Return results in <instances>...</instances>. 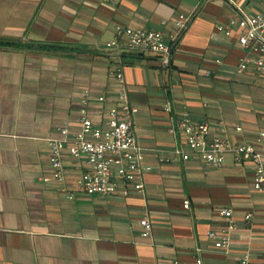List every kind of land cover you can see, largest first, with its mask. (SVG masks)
I'll return each instance as SVG.
<instances>
[{
  "label": "crops",
  "instance_id": "obj_1",
  "mask_svg": "<svg viewBox=\"0 0 264 264\" xmlns=\"http://www.w3.org/2000/svg\"><path fill=\"white\" fill-rule=\"evenodd\" d=\"M241 11L264 12V0H0V264H240L245 253L249 264L264 263V191L254 188V166L232 152L222 165L196 153L166 160L183 145L171 125L185 112L209 122L211 136L264 151V70L240 71L252 56L237 28L230 36L217 29ZM179 14L192 18L169 66L106 47L119 24L168 36ZM118 69L121 81L111 73ZM84 89L93 117L121 89L139 108L134 129L151 166L144 192L69 199L62 187L76 186L85 162L68 152L65 180L52 177L48 139L62 126L80 129ZM223 207L237 224L228 251L208 237L226 227Z\"/></svg>",
  "mask_w": 264,
  "mask_h": 264
},
{
  "label": "built area",
  "instance_id": "obj_2",
  "mask_svg": "<svg viewBox=\"0 0 264 264\" xmlns=\"http://www.w3.org/2000/svg\"><path fill=\"white\" fill-rule=\"evenodd\" d=\"M192 16L179 14L176 18L177 30L166 36L161 30L126 26H117L114 39L106 43L108 48H120L155 55L164 66H169L175 47L185 33ZM237 28L238 41L252 57L243 59L238 66L240 71L253 68L255 71L264 70V12L255 14L241 11L240 18H233L226 23L219 24L217 29L230 36ZM111 73L118 79H123L121 69ZM209 73V72H208ZM91 92L84 89L81 95L80 129L72 131L68 126L59 128L60 136L48 139L50 149V167L52 177L63 182L65 180L66 152L77 160H84L85 169L79 176L73 189L63 185L69 199H75L77 193L86 195L107 196L120 194L128 196L132 192H144V171L151 169L145 164L144 151L138 142L134 129V119L139 108L133 104L125 89H121L116 100L108 106L106 111L96 118L90 115L88 103ZM101 103L107 101L105 94L97 96ZM167 110H171L170 107ZM105 122L107 127H103ZM242 130V126H236ZM175 134L182 136L183 145L177 147L173 156L167 161L180 159L188 161L193 154L202 155L214 165H222L226 154L232 152L238 164L251 163L255 168L254 188L264 191V151L255 147L253 143H231L227 138L211 136L209 122H196L189 113L185 112L176 117L171 125ZM264 138L261 131L258 140ZM185 208H190V199H185ZM220 215L226 220V227L220 232L209 231L208 237L217 239V248L229 250L232 232L237 228L233 209L223 207ZM252 213L246 215L250 220ZM142 235L148 237L153 233V224L146 215L140 221ZM250 255L245 253L240 264H249ZM197 264H203L197 259ZM264 264V263H261Z\"/></svg>",
  "mask_w": 264,
  "mask_h": 264
},
{
  "label": "trees",
  "instance_id": "obj_3",
  "mask_svg": "<svg viewBox=\"0 0 264 264\" xmlns=\"http://www.w3.org/2000/svg\"><path fill=\"white\" fill-rule=\"evenodd\" d=\"M0 43H3V42H1L0 41ZM47 47H49V48H59L60 46L59 45H55V44H49V45H46Z\"/></svg>",
  "mask_w": 264,
  "mask_h": 264
},
{
  "label": "rangeland",
  "instance_id": "obj_4",
  "mask_svg": "<svg viewBox=\"0 0 264 264\" xmlns=\"http://www.w3.org/2000/svg\"><path fill=\"white\" fill-rule=\"evenodd\" d=\"M259 88L262 90V89H264V86H259Z\"/></svg>",
  "mask_w": 264,
  "mask_h": 264
}]
</instances>
